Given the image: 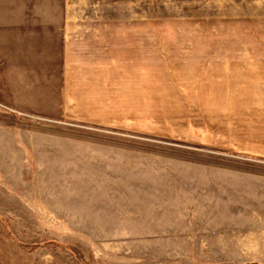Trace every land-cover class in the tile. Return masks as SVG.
I'll use <instances>...</instances> for the list:
<instances>
[{
    "label": "rangeland",
    "instance_id": "obj_1",
    "mask_svg": "<svg viewBox=\"0 0 264 264\" xmlns=\"http://www.w3.org/2000/svg\"><path fill=\"white\" fill-rule=\"evenodd\" d=\"M71 7L140 18L157 66L71 68L47 25L0 47V264H264V0ZM181 47L237 61L172 64Z\"/></svg>",
    "mask_w": 264,
    "mask_h": 264
},
{
    "label": "crops",
    "instance_id": "obj_2",
    "mask_svg": "<svg viewBox=\"0 0 264 264\" xmlns=\"http://www.w3.org/2000/svg\"><path fill=\"white\" fill-rule=\"evenodd\" d=\"M74 1H64L62 16L46 19L45 0H0V47H4L1 51L11 52V47L16 46L44 47L47 25L63 37L65 58L71 68L107 69L108 74L117 69L128 82L140 79L142 71L149 73L156 68L158 47L141 46L140 18H108L95 12L80 14L71 7ZM180 49L184 59L171 61L172 64L216 65L237 61L233 59L235 54L222 56L216 47H210L209 51L201 48L196 57L192 49Z\"/></svg>",
    "mask_w": 264,
    "mask_h": 264
}]
</instances>
